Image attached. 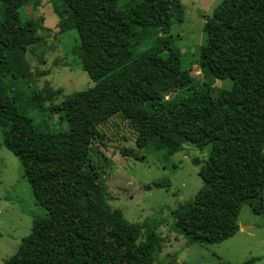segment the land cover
I'll use <instances>...</instances> for the list:
<instances>
[{
    "label": "trees",
    "instance_id": "16d2710c",
    "mask_svg": "<svg viewBox=\"0 0 264 264\" xmlns=\"http://www.w3.org/2000/svg\"><path fill=\"white\" fill-rule=\"evenodd\" d=\"M51 1L61 22L64 13L75 28L76 54L93 85L49 107L62 114L68 133L62 144L44 145L51 134L34 127L14 89L32 76L25 53L40 41L41 25L26 8L39 0H0V131L45 210L4 264H163L159 223H131L111 209L89 164L98 127L115 115L135 132L138 150L173 155L185 143L210 147L198 171L201 189L170 213V228L187 244L233 237L244 205L264 216V0H222L214 8L199 50L207 79L176 101H164V92L194 86L180 50L164 36L174 18L183 20L181 0H140L124 9L117 0ZM226 79L229 89L214 86ZM51 97L38 92L28 103L42 107ZM121 152L141 159L133 149Z\"/></svg>",
    "mask_w": 264,
    "mask_h": 264
},
{
    "label": "rangeland",
    "instance_id": "374dc122",
    "mask_svg": "<svg viewBox=\"0 0 264 264\" xmlns=\"http://www.w3.org/2000/svg\"><path fill=\"white\" fill-rule=\"evenodd\" d=\"M137 1L140 0H117V6L124 9ZM221 1L181 0L183 20L179 22L174 18L170 33L164 36H171L173 45L180 50L182 69L188 72L194 86L165 91L164 101L190 96L207 79L199 50L206 40V18ZM26 14L41 25V39L25 53L32 76L30 80L19 79L14 88L17 102L25 107L37 130L51 134L42 140L44 145L62 144L68 124L61 113H55L49 107L93 84L81 69L76 54L78 35L75 28H69L66 15L62 14L61 22L51 0H39L35 9L28 6ZM143 45L144 42L140 43L134 51L139 53ZM214 86L229 89L231 81L216 80ZM38 92L45 97L52 95V101L45 100L42 107L28 103ZM134 141L135 132L128 123L121 115L113 116L98 127L89 164L110 198L111 209L121 211L131 223H159L156 232L163 242L158 260L163 264H241L250 258H258L252 264H264V216L254 215L248 205L240 210L239 231L218 244L205 247L187 244L183 235L170 228L173 223L170 213L193 200L203 185L198 171L208 159V145L200 149L185 143L179 152L169 155L166 150L156 151L152 147L138 150ZM122 149H133L141 159L125 156ZM155 183H161L162 187H156ZM44 214L45 210L36 204L32 190L22 176L19 159L4 146L0 131V264L17 251L21 240L29 234L33 220ZM142 241L143 237H140L137 243ZM169 259L175 261L167 263Z\"/></svg>",
    "mask_w": 264,
    "mask_h": 264
}]
</instances>
